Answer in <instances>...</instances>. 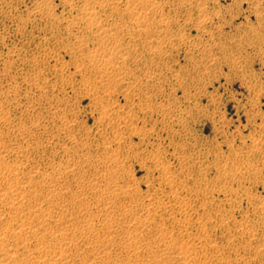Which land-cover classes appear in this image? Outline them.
Masks as SVG:
<instances>
[{"label":"rangeland","instance_id":"obj_1","mask_svg":"<svg viewBox=\"0 0 264 264\" xmlns=\"http://www.w3.org/2000/svg\"><path fill=\"white\" fill-rule=\"evenodd\" d=\"M5 1L8 2L6 3ZM12 1L14 2L12 3ZM44 1L45 0H0L1 3L0 4V15H1L0 16L1 18L0 19V70L2 69L0 71V80H1L0 88L1 86L2 87H6L7 85L9 86L10 85L9 83H11V85L18 86L20 89H22V100H20L18 105L16 106L14 105L13 107H11V111H12L11 118L14 120V122L15 123L19 122L29 125L31 123V120L33 121L35 119V122L39 123L42 126L40 127L39 130L38 140L40 138L42 140H45L48 138L51 131L56 132L57 130L56 128L62 126L61 120L66 118L69 121H71L66 134L71 131L70 133L75 134L79 139L86 138L87 137L86 133L89 138L93 139L94 137L95 143L96 142L97 143L96 144L94 143L95 146L93 147V150L97 147V144L99 142H100L99 148L102 147L101 144L103 142V139H101L102 138L101 135L103 137L104 135L105 136L107 135L109 137L114 134V129H116V127L120 125L125 124L127 126L130 125L129 127H131V124L132 126L136 124L137 126L141 127V132H138L136 135L132 134L133 136H131V138L127 137V139L131 140L133 145L138 147L142 152H146V153L151 152L152 149H155L156 147H162V150L160 151L161 153L159 156L160 157L159 160L162 162L164 160L165 164L170 165V170L166 171L165 173L168 176H171L177 180L176 186L173 185L172 188H170V185H164V186L163 184L158 185L157 180L165 182L164 172L156 169L154 171L153 163L150 161L147 163L149 165L148 166V165H143L141 162L138 163L137 161L128 159L127 164L129 163L128 165H130L129 171L134 173L133 176L134 179L136 178L135 181L137 182L134 185L137 186V188H139L141 195L143 196L142 198H140L139 201L146 203L151 198L156 199L158 202H160L161 200L163 202L166 201L167 205L164 204L161 207L163 215L165 217L171 218L168 215L169 213H172L173 215L176 214L175 216H177L178 218L185 219L183 222H186V218H189L190 220L193 219L192 221L193 223L188 227L187 232L192 236L201 235V234L202 236L207 235L209 238L207 236H205V238H207V242L208 241L211 242L210 243L211 245H209V247H212V249L214 250L216 249L215 247L213 248V246L216 244L215 246H217L219 249L226 250V252H230L232 250L231 252L233 256L237 257L238 260L242 261L240 264L242 263L264 264V251L262 252L260 251V249L264 247V228H263L264 227V157H262V154L264 156V0H181V1L173 0V2L172 0L170 1L157 0L158 2L160 1L165 4L164 10H166V14H170L171 15V16L169 15L170 17L176 19L174 23L171 22L168 25L164 26L165 28L170 29V32L168 31L170 36L169 34H167L168 36L167 40L169 43L167 44V46L165 45L164 47H162V56L160 57L162 60L160 64L162 63V65L160 67L158 66V62H157L159 57H156L155 53H152L153 51H148L147 49L142 48L143 39L139 37L137 33L136 35L135 34L129 35V32L127 31V27H128L127 24H130L131 20L129 19L128 15H124L122 13L123 11L121 12L124 0H122L121 3L118 4L119 10H116L117 12L114 13L115 16L111 15L108 9L107 10L101 9L96 5V10L98 11V14L100 15L104 24L105 25L107 24L106 25L107 27L109 26L110 28V24L113 23L114 21L115 24L118 22L116 24V26L118 25L117 26L118 32L125 30L126 28L125 32H122V43L123 46L127 47L132 52L130 55L131 57L128 59V63L130 64V67L136 66L137 67L135 68L136 72L138 73L140 71L139 74H142L144 73V71H146L147 69L146 67L152 66L155 72L152 73L154 76H153V80L150 83L161 84L160 86H158L159 87L158 90H161V92L163 93L158 92L156 94L155 93L150 94L148 90L152 88V86H150L151 84L149 83L146 89L143 86L141 87L143 90H137V89H136L137 91L131 90V92H129L130 97L133 100H135V97L137 98L142 95H144V97H147L150 95L151 96L150 99L152 100V103L166 104L164 105L165 107L164 110H168L169 112L171 108L172 110L175 111V114L173 116L176 118L173 119L174 121L170 120L167 117L163 119V116H161V114L159 115L157 111L153 113L150 111H146V112L139 111L138 107L140 102L137 103L133 102L129 104L130 98L125 99L126 91H122V92L120 91L119 93L115 94V97L113 98L114 105L116 107L115 109L119 110V112L123 114H127L129 109H131L132 112H136V111L139 112L137 115L138 117L137 120L135 121L131 120V124L130 121H128L120 125L110 124L107 118L100 120V118L102 117V112L104 111L106 112L108 109L102 107L101 104L102 101L100 100L99 96H97L99 95V93L95 94L94 92L90 91V89L85 84V81H87V77H89L90 75L91 76L94 75L86 72V70H84L85 67L78 68L76 66V64H78V60H77L78 54H82V52L79 51L78 49H82V50L84 49V51H87L88 49L93 48L94 44L96 43L93 42L94 39L93 33L90 30H88L82 22H79L77 13L79 9L84 6V4L88 2H95L98 0H89V1L69 0L67 2L63 0H50L48 4V8H49L48 10H45V8L47 7H44L45 6ZM42 2L43 5H41ZM18 12L19 14L17 15ZM45 13H47L46 16ZM66 14L68 15L66 16ZM105 14L107 15L105 16ZM212 14L214 17L212 16ZM16 15L18 18L16 17ZM201 15H203V20L207 18V21L205 23L206 26L205 27L202 26L205 29H203L202 27L198 28L194 24V22H197L198 20L201 19ZM14 17L16 20L14 19ZM30 18H32L33 20ZM60 18L62 20H60ZM157 18L160 17L157 16L156 19ZM105 19L107 22L105 21ZM33 22L34 24H32ZM182 24L184 26H182ZM65 29L67 31H65ZM162 34H164V32H162ZM201 34H204L206 36V40L207 39L211 41L215 40L221 46V49H217L216 53L212 54L216 56L217 59L219 58V60H217L218 62L215 61L214 63V60L212 59V57L214 56H209L211 59L209 57H206V62L204 65H201L202 63H199V65H197L198 61H196V59L199 57L198 50L199 49L206 50L211 46V44L206 42V44L202 43L201 46L205 44L207 47L205 46L204 49L201 48L197 49V46L195 45L197 39L201 37L200 36ZM187 36L189 38H186ZM81 38L84 39V44L80 46L78 40ZM188 39H189V45H188ZM173 42H174L173 44L174 46L172 45ZM133 43H135L136 46ZM9 51L11 53H9ZM136 53L137 55H135ZM224 53H226V55L228 54L227 56L232 58L233 64L228 65L229 62L220 61V58L224 55ZM240 58L241 59L243 58V60L246 63L244 64L243 63L244 61L240 60ZM153 60L154 62L151 63L150 61ZM193 60L195 62H193ZM42 64H43V68H42ZM8 66L9 67L13 66V67L9 68ZM49 66H51V68ZM39 67H41V69ZM167 68L170 69L167 70ZM59 69L62 70L60 71ZM195 69L199 70L200 72L202 71L205 72V74L202 75V78L198 81L194 77L197 76V72ZM209 71L213 72V74L210 73ZM161 72L164 74H162ZM24 74L26 75L27 78L25 77ZM177 74L182 75V78L179 81H176L175 79V75ZM22 78L25 79L23 80ZM29 78L31 79L34 78L33 79L34 81ZM27 80L29 81V83ZM30 81L37 82L42 87L44 86L43 91H44V97L46 98L42 100L41 102L42 105L40 106V108L37 106L31 107V105L28 104L27 99L25 98L26 96H24L26 95L25 90L29 91L30 93L32 92L30 88L33 85H35L33 84V82ZM22 82L24 85L23 84L20 85ZM51 83L54 84L56 83V84L51 85ZM118 86H119L118 89L122 90L123 86H121L120 84H118ZM183 88L186 90L184 91ZM188 96H191V99H188ZM19 106H21L20 109ZM55 106L57 107L56 109L54 108ZM160 106L161 105H159L158 107ZM47 108L50 109L51 111L50 113L48 112L46 113ZM185 108L190 110L187 112L186 111L187 109ZM112 110L114 111V108ZM52 112L54 113L53 116H51ZM161 119L163 120L164 123H167V127L165 129L163 123L161 122ZM180 120H184V121L182 122ZM58 121L59 122L61 121L60 124ZM79 121L80 122L82 121V124ZM49 126L50 128H48ZM183 126L184 128H182ZM85 127L87 129L89 128L87 132ZM77 128H79V131ZM76 129L78 131L77 133H76ZM144 131L147 132V134L144 135L143 138H140L142 136L141 133H143ZM64 133L65 132H62L59 138L54 139L55 143L58 139H61L59 140L60 141L59 145L54 143L56 146L58 145V147L59 146L61 147V144L65 142L63 135ZM107 141L109 143V141L111 140H107ZM129 143H127L128 146ZM115 145L116 144H113V146ZM233 150H235L234 153ZM46 151L48 155L46 153L44 155H47V157H50V155H52L56 163L64 161L67 157L65 156L63 158L61 156L63 154L62 152H59L58 154L54 155V153L58 151L56 147L48 148V150ZM124 156L128 158V153L124 154L123 157ZM201 159L204 161H202ZM198 163H200V165ZM229 165L231 166V168ZM243 166H245V169L243 168ZM189 167L191 170L189 169ZM215 167L217 168L215 169ZM185 168H187L189 171L186 169L187 170L186 172V170H184ZM222 168L224 172L221 171ZM231 172L234 173L230 174ZM242 173L243 176H241ZM159 175H161V178ZM214 175H216L218 178ZM237 176L239 177L237 178ZM260 176H262V178ZM215 177L216 179H214ZM229 186L232 187L230 188ZM185 188L186 189L190 188V190L189 189L188 190L192 193H190ZM244 188L245 191L242 192ZM172 190L173 192L174 191L176 192V193L174 192L175 195H172L174 194L172 193ZM148 192L151 193L152 195L146 197V195L149 194ZM181 198L183 199V201H181L182 200ZM202 198L203 201L200 200ZM239 199H241L242 201ZM260 199L262 200L260 201ZM217 200L218 202H216ZM248 200H250L251 202ZM160 203L163 204L162 202ZM180 205L186 207L185 209L187 210L188 213L186 214L181 213V211H184L185 209L178 211V207ZM220 213L222 214L220 215ZM203 218L205 221L203 220ZM199 220H202L203 222L206 223L208 229L207 232L206 229H201V228L198 229L199 226L198 223L201 222ZM214 221L216 223H214ZM210 223H212V225H210ZM223 224H227V225H223ZM214 226L216 227L214 228ZM254 228L255 229L257 228L256 229L257 231ZM189 229L191 230L189 231ZM174 230L176 232H174ZM177 230L178 228L176 225L173 227L172 232L175 235H177ZM227 234H229V237H227ZM240 238L243 240H240ZM183 241L188 242L189 238L185 237L183 238ZM212 242L215 243L213 244ZM227 244L230 247L226 246ZM242 245L244 246L243 249H242ZM251 247H253L254 249ZM246 250L249 251L247 252ZM215 251L218 252L217 249ZM215 256H216L215 253L214 254L209 253L208 259H206L208 261L206 262V260H204V263L222 264L221 262H219V260L216 259ZM249 260L252 261L250 262Z\"/></svg>","mask_w":264,"mask_h":264},{"label":"bare ground","instance_id":"obj_2","mask_svg":"<svg viewBox=\"0 0 264 264\" xmlns=\"http://www.w3.org/2000/svg\"><path fill=\"white\" fill-rule=\"evenodd\" d=\"M63 1L67 2L69 0H63ZM84 1H86V0H84ZM87 1H89V0H87ZM121 1L122 0H98L95 2H88V3L84 4V6L79 9V11L77 13L79 22H82L85 25V27L93 33V36H94L93 42H96V43L94 44L93 48H90L87 51H84V49L83 50L78 49L79 51L82 52V54H78V59H77L78 64H76V66L78 68H84L85 67L84 70H86V72L94 75V76L90 75L89 77H87V81H85V84L90 89V91L94 92L95 94L99 93V95H97V96H99L100 100L102 101V102L100 101L102 104V107H104L105 109H108L106 112L105 111L102 112V117L100 118V120L107 118V120H109L110 124H116V125H120V124L126 123L128 121H130V124H131V120H133V121L137 120V118H138L137 115L139 112H137V111L132 112L131 109H129L128 113L126 111L127 114H123V113H120L119 110L115 109L116 107L114 105L113 98L115 97V94L119 93L120 91L121 92L126 91L125 99L130 98L129 104H131L133 102L134 103L140 102L139 107H138L139 111H143V112L150 111L152 113L157 111L159 115L161 114V116H163V119H165L167 117L170 120H173L176 118L173 116L175 114V111L172 110L171 108H170L169 112H168V110H164V108H165L164 105H166V104H163V103L154 104V103H152V100L150 99L151 98L150 95L147 97H144V95L139 96L137 98L135 97V100H133L130 97L129 92H131V90H133V91H135L136 89L137 90H143L141 87L144 86L145 89H146V87H148L149 83L153 80L154 75L152 73H154L155 70H154V68H152V66L146 67L147 68L146 71H144V73H142V74H139L140 71L138 73L136 72V69H135V68H137L136 66L130 67V64L128 63V59L131 57L130 55L132 52L127 47L123 46V43H122V32H125L126 28H125V30L118 32V29H117L118 25L116 26V24L118 22L115 24L114 21H113V23H111L109 21L111 23L110 28H109V26L107 27L106 26L107 24L106 25L104 24L100 15L98 14V11L96 10V5H97L101 9H105V10L108 9L109 13L111 15H114V13L117 12L116 10H119L118 4L121 3ZM179 1H181V0H179ZM13 2L14 1H12V3ZM49 2H50V0L44 1V5H45L44 7H47V8H45V10L49 9L48 8ZM172 2H173V0H172ZM41 5H43V2ZM164 5H165L164 3L160 2V1L158 2L157 0H124V3L122 5V10H121V12L123 11L122 13L124 15H128L129 19L131 20V23L127 24L128 25L127 31L129 32V35L130 34L136 35V33H137V35L143 39L142 40V42H143L142 48L147 49L148 51H153L152 53H155L156 57H159V59L157 60L159 67L162 65V63L160 64V62L162 61L160 58L162 56V47H164L165 45L167 46V44L169 43L167 40V37H168L167 34H169L168 31L170 32V29L165 28L164 26L168 25L171 22L174 23V21L176 20L173 17H170L171 16L170 14H166V10H164ZM200 5H202V4H200ZM184 6H182V7H184ZM206 10H204V11H206ZM1 13H2V11H1ZM69 13H71V12H69ZM18 14H19V12L17 13V15ZM46 14L47 13H45V16H46ZM7 15H8V13H7ZM17 15H16V17H17ZM67 15L68 14H66V16ZM106 15L107 14H105V16ZM157 16H159L160 18L156 19ZM212 16H213V14H212ZM14 19H15V17H14ZM30 19H32V18H30ZM186 19H187V17H186ZM60 20H62V19L60 18ZM105 21H106V19H105ZM206 21H207V18H205L203 20V15H201L200 20H198L197 22H194V21L193 22H194L196 27L200 28L202 26L203 27L206 26L205 25ZM69 23H67V24H69ZM32 24H34V22ZM64 24H66V23H64ZM122 24H124V23H122ZM23 25H25V24H23ZM176 25H177V23H176ZM182 26H184V25L182 24ZM120 27H121V25H120ZM185 27H187V26H185ZM182 29H180V30H182ZM203 29H205V28H203ZM65 31H67V30L65 29ZM162 32H164V34H162ZM165 32H167V33H165ZM171 34H172V32H171ZM183 35H184V33H183ZM169 36H170V34H169ZM200 36L201 37H199L197 39V42L195 41L196 42L195 46H197V49L198 48L204 49V47L206 46L205 45L206 42L211 44V46L206 50H200V49L198 50L199 57L196 59V61H198L197 65H199V63H202L201 65H204L206 62V57L214 56L212 54L216 53L217 49H221V46L219 45L218 42H216L213 39H212L213 41L208 40V39L206 40V36L204 34H201ZM86 37H87V35H86ZM131 37H134V36H131ZM153 38H156V39H153ZM186 38H189V37L187 36ZM69 41H70V39H69ZM73 42H75V41H73ZM78 43L80 46L83 45L84 39H82V38L79 39ZM202 43H205L204 45H202L203 47L201 46ZM133 44L135 45V43H133ZM173 44H174V42L172 43V45ZM185 44H186V42H185ZM188 45H189V39H188ZM139 47H141V46H139ZM81 48H83V47H81ZM179 48H180V46H179ZM193 48H195V47H193ZM54 50H56V49H54ZM185 52H187V51H185ZM9 53H11V52L9 51ZM204 53H206V54H204ZM144 54H146V53H144ZM52 55H53V53H52ZM135 55H137V53ZM227 55H226V53H224V55L220 58V61L229 62L228 65L233 64L232 58H230ZM233 55H234V53H233ZM152 56H151V58H152ZM189 56H191V55H189ZM50 57H52V56H50ZM240 57H242V56H240ZM209 58H207V59H209ZM212 59L214 60V63H215V61L219 60V58L217 59L216 56L212 57ZM194 60H193V62H195ZM240 60H243V58L242 59L240 58ZM3 61H5V60H3ZM143 61H145V60H143ZM74 62H75V60H74ZM150 62L153 63L154 60L150 61ZM243 63L245 64L246 62L244 61ZM142 64H143V62H142ZM17 65H18V63H17ZM40 65H41V63H40ZM13 66H11V67H13ZM11 67H9V68H11ZM49 67L51 68V66H49ZM39 68L41 69V67H39ZM42 68H43V64H42ZM6 69H8V68H6ZM169 69L170 68H167V70H169ZM4 70H3V72H4ZM21 70H22V68H21ZM59 70L61 71L62 69H59ZM195 70H194V72H195ZM11 71H13V70H11ZM36 71H38V70H36ZM196 72H197V76H194V77L198 81L202 78V75H204L205 72H203V71L200 72L199 70H196ZM64 73H66V72H64ZM210 73L213 74V72H210ZM162 74H164V73H162ZM206 76H208V75H206ZM25 77H26V75H25ZM16 78H18V77H16ZM158 78H157V80H158ZM181 78H182V75H180V74L175 75L176 81H179ZM29 79H31V78H29ZM33 79H31V80H33ZM40 79H42V78H40ZM13 80H14V78H13ZM36 80H38V79H36ZM85 80H86V78H85ZM33 81H30V82H33ZM5 82H6V80H5ZM13 82H15V81H13ZM28 83H29V81H28ZM45 83H43V84H45ZM9 84H10L9 86L6 84L7 85L6 87L1 86V88H0V264H207V263H204V260L208 259L209 253H213V254L215 253L216 259L219 260V262H221L222 264H240L242 262V261L238 260L237 257L233 256V254L231 252L232 250L230 252H226V250H224V249H219L217 246H215L216 245L215 244L214 246L213 245L212 246H213V248L215 247L217 249L218 252H216L215 251L216 249L214 250V249H212V247H209V245H211L210 244L211 242L210 241L207 242V238H205V236H207V235L202 236V234L196 235V233H195L196 236H192L191 234H189L187 232V229L193 223L192 222L193 219L190 220L189 218H186V222H183L185 220L184 218L180 219L177 216H175L176 214L173 215L172 213H169V214L167 213L169 215V217H171V218L165 217L163 215L161 207L164 204L167 205L166 201L163 202L161 200L160 202L163 203V204H161L156 199L151 198V197H150L151 199L146 203L139 201L140 198H142L143 196L141 195L139 188H137V186L134 185L137 182L135 181L136 178L134 179V176H133L134 173L129 171L130 165H128L129 163L127 164L128 159H132L134 161H137L138 163L141 162L143 165H148L147 163L150 161L153 163V167H154L153 170L154 171L156 169L159 171L161 170L162 172L165 173L166 171L170 170L169 164H165L164 160H163V162L159 160V158H160L159 156L161 153L160 151L162 150V147H156L155 149H152L151 152L146 153V152H142L138 147L133 145L131 140L127 139V137L131 138V136L136 135L138 132H141V127L137 126L136 124H134L133 126L131 124V127H129L130 125L127 126L125 124L120 125V126L116 127V129H114V134L113 135L111 134L112 136L108 137L107 135L105 136L103 134L104 135V137H103L101 135L102 138L101 137L100 138L103 139V142L101 144L102 147L99 148V146H100V142H99L97 144V147L93 150V147L95 146L94 145V143H95L94 137H93V139H91L88 137V135L86 133V136H87L86 138H80L79 139L75 134L70 133L71 132L70 130H69L70 132H68L66 134V132L68 131V127L70 126L71 121L64 118V117H66V116H64L63 117L64 119L61 120L62 126L59 125L61 121L60 122L58 121L59 122L58 125L60 127L55 126V127H58V128H56L57 129L56 132L51 131L48 138L45 140H42L40 138L42 140L41 141L40 139L38 140V134H39L40 127H42V126L39 123H36L34 118H33L34 119L33 121L31 120V123L29 125L19 123V122L15 123L14 120L11 118V116H12L11 107H13L14 105L15 106L18 105L20 100H22V89H20L18 86L11 85V83H9ZM22 84H23V82L20 85H22ZM33 84H35V85H33L30 88V90L32 92L29 93V91L25 90L26 95H24V96H26L25 98L27 99V102L29 105H31V107L37 106L40 108V106L42 105L41 104L42 100H44L46 98V97H44V91H43L44 86L42 87L37 82H33ZM52 84H54V83H51V85ZM118 84L123 86L122 90L118 89L119 88ZM150 84H151L150 86H152V88H150L148 90L150 92V94L151 93L156 94L158 92L159 93L161 92V90H158L159 89L158 86H160L161 84H156V83H154V84L150 83ZM185 84H187V83H185ZM26 85H27V83H26ZM193 85H194V83H193ZM52 87H54V86H52ZM184 88H185V86H184ZM34 89H35V91H34ZM185 90L186 89H184V91ZM161 93H163V92H161ZM92 95H93V93H92ZM92 97H94V96H92ZM188 99H191V96H188ZM95 102H96V100H95ZM28 104H26V105H28ZM159 105H161V106L158 107ZM188 105H190V104H188ZM49 107H50V105H49ZM102 107H101V109H102ZM20 108H21V106H19V109ZM54 108L56 109L57 107L55 106ZM113 108H114V111L112 110ZM179 108H180V106H179ZM25 109H27V108H25ZM50 109H51V107H50ZM50 109L47 108L46 113L47 112L50 113L51 112ZM185 109H187V108H185ZM43 110H45V109H43ZM189 110L190 109H187L186 111L188 112ZM32 112H33V110H32ZM27 113H25V114H27ZM36 113H37V111H36ZM64 114H66V113H64ZM53 115H54V113L52 112L51 116H53ZM198 115H197V117H198ZM99 116H100V114H99ZM180 121L183 122L184 120H180ZM72 122H74V121H72ZM83 122H84V120H83ZM161 122L163 123L164 129H165L167 127V123H164L162 119H161ZM80 123L82 124V121ZM84 124H86V123H84ZM184 126H185V124H184ZM184 126L182 128H184ZM48 128H50V126ZM46 129H47V127H46ZM77 129L79 131V128H77ZM77 129H76V133L78 132ZM88 129L86 128V132L88 131ZM96 129H97V126H96ZM171 130H172V128H171ZM62 132H65L63 134L65 142H63L61 144V147L59 146L60 147L59 148L58 147L59 142H60L59 140H61V139H58L56 141V143L54 142V139L59 138ZM98 133H99V131H98ZM78 134H81V133H78ZM146 134H147V132L144 131L143 133H141L142 136L140 138H143L144 135H146ZM170 134H171V132H170ZM177 134H178V132H177ZM255 137H253V138H255ZM262 139H260V140H262ZM107 140H111V141H109L110 144L108 143ZM54 143L58 144V145L56 146ZM127 143H129V146L127 145ZM242 143H244V142H242ZM255 143H257V142H255ZM113 144H116V145L113 146ZM51 147H56V149L58 150L56 153H54L52 151L54 153V155L58 154L59 152H62L63 154L61 156L63 158L65 156H67L66 159L64 161L61 160L62 162L56 163L54 161V158L52 157V155H50V157H47L48 154H47L46 150H48V148H51ZM166 151H167V149H166ZM259 151H261V150H259ZM234 152H235V150H233V153ZM242 152H244V151H242ZM45 153L47 155H44ZM127 153H128V158L126 156L123 157V155L127 154ZM240 153H241V151H240ZM247 153H248V151H247ZM262 157H264L263 154H262ZM57 158H59V157H57ZM236 160H237V158H236ZM202 161H204V160H202ZM225 161H226V159H225ZM194 162H195V160H194ZM248 163H249V161H248ZM198 164L200 165V163H198ZM203 164H206V163H203ZM213 167H214V165H213ZM187 168H185L184 170H186ZM216 168L217 167H215V169ZM230 168H231V166H230ZM234 168H233V170H234ZM243 168L245 169V166H243ZM189 169H190V167H189ZM187 170H186V172H187ZM221 171H223V168ZM232 173H234V172H231L230 174H232ZM171 174H173V173H171ZM159 176L161 178V175H159ZM214 176H216V175H214ZM241 176H243V173ZM262 176H260V177L262 178ZM216 177L214 179H216ZM238 177L239 176H237V178ZM228 178H230V177H228ZM154 181H156V180H154ZM157 181H158V185L159 184H163V186L164 185H170V188H172L173 185L176 186V183H177L176 182L177 180L175 178L168 176L166 173H165V182L160 181V180H157ZM145 182H146V180H145ZM250 184H251V182H250ZM151 187H154V186H151ZM182 187H184V186H182ZM216 187H218V186H216ZM243 187H245V186H243ZM188 189L190 190V188H188ZM188 189H186V190H188ZM173 190H172V193L175 192V191L173 192ZM204 190H206V189H204ZM244 191H245V188L242 192H244ZM175 193L172 195H175ZM190 193H192V192H190ZM211 193H209V194H211ZM233 194H234V192H233ZM151 195L152 194L149 193L148 195H146V197L151 196ZM200 200L203 201V198ZM239 200H241V199H239ZM261 200L262 199H260V201ZM181 201H183V199ZM248 201H250V200H248ZM216 202H218V200ZM256 203H259V202H256ZM183 205H184V203H183ZM211 205H213V204H211ZM175 206H176V204H175ZM180 206L178 207V211H181L182 209L184 210L186 208V207H183L182 205H180ZM163 207H165V206H163ZM196 207H198V206H196ZM181 213L186 214L188 212L185 209L184 211H181ZM221 214L222 213H220V215ZM227 215H225V216H227ZM204 218H206V217H204ZM204 218H203V220H204ZM230 220H231V218H230ZM199 221H201V222L198 223L199 224L198 229L199 228L206 229V232H207L208 229H207L206 223L203 222L202 220H199ZM214 223H216V222L214 221ZM176 225L178 228L177 235H175L172 232L173 227ZM210 225H212V223H210ZM223 225H227V224H223ZM215 227L216 226H214V228ZM190 230L191 229H189V231ZM194 231H195V229H194ZM240 231H242V230H240ZM174 232H176V231L174 230ZM204 233H205V230H204ZM247 235H249V234H247ZM214 236H216V235H214ZM185 237L189 238L188 242L183 241V238H185ZM227 237H229V234H227ZM240 240H243V239L240 238ZM222 241H224V240H222ZM249 244H251V243H249ZM226 246H228V244ZM228 247H230V246H228ZM243 248H244V246L242 245V249ZM251 248H253V247H251ZM263 248L264 247H262L260 249L261 252L264 251ZM253 249H252V252H253ZM220 250H221V252H220ZM250 253H251V251H250ZM253 255H254V253H253ZM239 257H240V254H239ZM250 258H251V256H250ZM207 261L208 260H206V262ZM254 262H256V261H254Z\"/></svg>","mask_w":264,"mask_h":264}]
</instances>
